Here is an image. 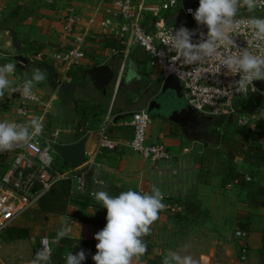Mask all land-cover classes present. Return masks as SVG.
I'll list each match as a JSON object with an SVG mask.
<instances>
[{
    "label": "crops",
    "instance_id": "1",
    "mask_svg": "<svg viewBox=\"0 0 264 264\" xmlns=\"http://www.w3.org/2000/svg\"><path fill=\"white\" fill-rule=\"evenodd\" d=\"M138 1L155 5L161 0ZM24 2L32 20L30 41L33 47H30L37 49L38 56L43 58L32 60L27 57L28 63L23 64V68L26 73L28 70L30 77L33 68L47 73V79L35 84L33 88L40 99L49 105L47 130L59 132L58 143L70 144L79 141L82 138L81 130L89 125L91 135L86 142V150H91L96 144L101 125L108 119L112 120L109 133L121 146L115 151H104L98 156V162L102 165L101 175L110 185L108 194L115 196L128 190L150 192L155 185L163 193V200L166 199L170 204L177 200L178 211L168 210V215L164 216L170 225L169 230L154 222L150 235L143 239L146 241L150 237L157 244H154V249L147 257L142 256L139 261L133 260V264H161L163 256L169 251H176L181 256L190 255L197 264H264V207L261 205L264 202V152L259 163L252 159L246 161L236 140H227L223 145L218 142L215 134H212L213 131H220L229 120L236 123V119L212 118L194 110L193 115L198 117L197 119H210L212 125L205 130L206 135H202L197 122L189 119L190 115L183 120L184 123L193 125L192 128L198 130L196 135L186 137L178 126L180 122L163 120L162 116L152 112L154 117L151 120L156 122L153 128L150 124L148 143L163 144L175 156L182 154L184 149L191 152L189 156L184 157V164L187 166L186 169L181 168L178 178L153 172L151 164L135 154L127 144L133 137L132 113L143 109H148L150 113V103L162 88L164 79L160 69L153 67L150 56L134 45L128 37L121 36L125 41L122 43L118 37L107 34L101 28L100 22L104 18L106 7L101 0H58L55 5H49L45 0ZM72 7L78 12L80 21L75 32L68 35L65 31V20L68 10ZM174 13H164L161 20L167 25L184 20L178 19ZM168 15L174 16L171 18ZM152 21L155 19L146 18L145 25L149 31L153 30ZM79 37L84 41L82 49L85 56L77 65L70 66L53 59L52 54L61 45L71 48ZM109 39H117L119 45L113 49ZM143 58L148 62L147 72H141L142 69L139 68L143 66ZM130 67L137 75L141 74V78L145 77L144 73H154V82L147 86L142 85L143 87L137 86L135 89L134 86L132 89L125 86L130 93L135 94V99H132L135 105L124 102L112 109V100L109 101L110 88L113 85L116 90L118 86L120 89L124 85L123 80L129 79ZM96 69L104 71L102 87L90 74ZM21 78L16 72L9 77L13 86L24 80ZM258 94L262 93L258 91ZM18 105L19 102L13 94L6 95L0 100V120L15 119ZM258 114L263 129L259 128L257 115H248L256 126V132L239 127L237 123L236 125L255 134L253 144H260L264 151V115ZM240 148L245 150L246 146ZM229 150L233 152V164L237 171L245 177L241 183L227 181L221 184L220 179L223 180L224 177L222 174L226 173ZM237 150L241 158L236 157ZM11 160L12 157L0 160V176L7 171ZM62 163L65 162L62 160ZM63 165L61 164L62 168ZM217 170L222 173L216 174ZM84 197L85 199H73L68 205L66 214L73 215L77 220L68 226L71 228L68 237L93 240L95 234L106 226L107 209L102 208L101 203L94 199ZM166 200L162 202L164 207ZM185 200L189 202V207L186 206ZM52 216L58 217L59 220L63 215ZM240 225H246L248 228L249 254L246 261L241 260L240 241L235 236V231L240 229Z\"/></svg>",
    "mask_w": 264,
    "mask_h": 264
},
{
    "label": "built area",
    "instance_id": "2",
    "mask_svg": "<svg viewBox=\"0 0 264 264\" xmlns=\"http://www.w3.org/2000/svg\"><path fill=\"white\" fill-rule=\"evenodd\" d=\"M45 1L49 5H55L58 2V0ZM101 1L106 6L104 18L100 22L101 28L107 34L118 37L122 43L125 41L121 36L128 37L134 45L140 47L150 56L151 65L160 69L164 80L171 76L178 79L183 86V97L190 108L199 114L212 118L234 117L239 127L256 132L257 129L253 121L248 115L239 113L235 103L239 98L248 96L254 91L258 92L255 86L258 81L253 82L254 87L249 86L246 94L226 92L225 89L235 80H238L239 75H226L227 70L223 67L219 73H216L215 64L218 63L217 60H205L192 65H185L180 69L179 75L169 70L170 58L175 53L170 52L161 43L160 33L171 28L174 34L175 30L183 26L195 33L192 37V43L199 41L201 33L206 37L208 30L205 25H198L194 18L188 21V17L192 15L188 9L195 12L193 8L185 7L183 0H175V3H173V0H161L159 4L155 5H147L145 1L139 2L138 0ZM179 8L183 21L167 25L161 20L164 13H174ZM252 15L264 16V9H257L255 12L250 13L245 8H241L237 18L247 19ZM148 17L155 19L154 22L152 21V31H149L145 25ZM79 21L80 16L76 9L70 8L65 20V31L68 35L75 32ZM245 38L242 35L233 37L238 48L247 47ZM83 42V38L79 37L76 39V44L71 48H65L64 45H61L52 54L53 59L70 66L77 65L85 56L82 49ZM154 48L156 53H163V55L152 54ZM232 50L235 51V49ZM175 63L179 67L180 62ZM23 81L18 82L15 86L21 85ZM33 92L34 98L32 99L22 97L19 92L13 93L19 102L16 109V118L0 120L27 124L32 119H38L43 125L42 133L36 136L28 145L0 153V160H7L12 157L7 171L0 176V236L11 228L19 217L36 208L39 200L60 180L71 179L73 182L72 196H87L94 199L91 196L94 191L108 193L110 185L101 175L102 165L97 162V158L104 151H115L121 146V143L113 139L109 133L112 120L108 119L107 122L101 125L97 133L95 146L91 150H86V163L78 169L81 170L80 173L57 170L54 165V156L58 154L53 146L58 143L59 132H49L47 130L49 105L40 99L34 89ZM150 123L151 118L148 109L132 113L133 137L128 142L127 147L148 161L153 172L169 174L174 178H178L181 168L182 170L186 169L187 165L184 164L186 163L184 157L189 156L190 150L184 149L182 154L175 156L163 144L148 143ZM90 133L89 125L81 130L82 137H89ZM18 173L21 175L18 176ZM96 181H102V183H96ZM63 216V223H74L69 214ZM235 236L240 241L241 260L246 261L249 254L248 232L237 229ZM52 250H54L53 247ZM81 250H84L86 254L85 260L93 261L92 257L97 251L80 244L76 247L75 254Z\"/></svg>",
    "mask_w": 264,
    "mask_h": 264
},
{
    "label": "clouds",
    "instance_id": "3",
    "mask_svg": "<svg viewBox=\"0 0 264 264\" xmlns=\"http://www.w3.org/2000/svg\"><path fill=\"white\" fill-rule=\"evenodd\" d=\"M241 8L253 13L257 9H264V0H199V7L195 12L188 9L197 24L205 25L208 30L206 37L203 33L200 34L197 43L191 42L195 33L183 26L175 30L174 34L171 28L160 33L161 43L175 53L170 58L169 70L179 75L180 69L185 65L217 60L216 73L223 67L227 70L226 75H239V79L225 89L229 93L246 94L249 86L254 87V81H264V16L252 15L247 19H239L237 17ZM238 35L246 37L247 47H237L233 37ZM152 54L163 55L156 53L155 48ZM177 61L180 62L179 67L175 63ZM15 69L14 62L0 65V100L5 95L10 96L16 92L24 98H34L33 88L35 84L47 79L46 71L33 68L30 78L24 79L19 86H13L9 77L14 74ZM133 77L139 78L130 67L129 80ZM42 131L43 125L38 119H32L27 124L0 121V153L28 145ZM91 196L101 203L102 208L107 209L106 226L94 236L98 241L97 252L92 257L95 264H133V260L139 261L147 251V243L143 237L150 235L151 225L164 208L161 190L153 185L150 192L128 190L110 196L105 191H94ZM70 232V227L63 226L51 241L47 236L43 237L41 247L30 264H51V244L59 243ZM85 259L84 250L76 254L69 252L65 257V264H82ZM161 264L197 262L190 255L181 256L176 251H169L163 256Z\"/></svg>",
    "mask_w": 264,
    "mask_h": 264
},
{
    "label": "rangeland",
    "instance_id": "4",
    "mask_svg": "<svg viewBox=\"0 0 264 264\" xmlns=\"http://www.w3.org/2000/svg\"><path fill=\"white\" fill-rule=\"evenodd\" d=\"M24 1L25 0H0V65L9 62H14L16 64V69H15L16 75L21 76L22 77L21 79L30 78V75H28V70L27 73L24 71L23 63L17 60L18 56L23 55L26 57H31L32 60H37L38 57H40L38 56L39 53L38 50L32 48L33 44L30 41L31 40L30 28L32 25V20L30 19L31 14L26 5V2ZM177 10L178 11H176L174 15L177 16L178 19L183 20V16L181 14L180 8ZM174 15H168V16H171L172 18ZM172 22H175V20H172ZM31 45L32 47H30ZM147 63H148L147 60L143 58V66L139 67L140 69H142L141 72L146 71ZM19 73H21V75ZM149 74L151 76L149 77L146 76ZM149 74L144 73L145 77L143 78H141L142 77L141 74H138L139 77L138 79L135 77L130 80L124 79L123 80L124 85L120 89L118 86L115 90L114 86L112 85L109 94V101L112 100L111 103L112 109L124 102H128L131 104V106H134L135 102L132 99H135L134 98L135 94L130 93L127 87L125 86H128L129 89H132L134 86L133 89H135L137 88V86L150 85L151 83L154 82L152 80L154 77V73L152 74V72H150ZM142 80L145 82L143 83ZM104 89H106V86H104ZM160 94H162V88L159 90L158 95ZM251 94L256 98L258 97L257 91H254ZM160 104L165 109V115L169 116L174 111V109L182 107L183 105L187 106V101L185 100L184 97H182L181 99L174 98V93L168 91L166 92V95L163 98H161ZM249 113L251 115H257L256 117L257 119H259L258 123L260 122L259 128L263 129L262 121H260V117H259L260 115L258 114L259 112L257 111L256 107L251 108V110H249ZM149 114L151 116V119H153L154 114H152V112H150ZM155 122H156L155 120H151L150 124L152 128L155 126ZM176 130L177 132L180 133V131L177 128ZM212 134H215L216 138H218L217 139L218 142L221 144H223L227 140H228L227 142L236 140V142H238L239 151H242L240 147L246 146V148H248L249 147L248 144H253L256 137L255 134L248 132L246 129L238 128L233 120H229L227 124L223 126L222 129H220V131H216V132L213 131ZM236 157L241 158V154H238V150ZM54 158H55L54 165L57 170L62 172L70 171L67 168L63 169L61 167V164L63 163L58 155H55ZM98 161L99 158H97V162ZM220 173H222L221 170H217L216 174H220ZM222 175H224L225 177V174ZM223 180L220 179L221 184L224 183ZM165 200H162V202ZM178 209H179V205L177 203L170 204L166 200V207H164L163 211L159 214V218L155 221V223L158 222L156 223V225L158 226L162 225V227L165 230H169L170 225L167 223V220L164 219V216L168 215L167 212L168 210L178 211ZM52 215L53 214L48 215L43 213L40 210V207L37 206L36 208L27 211L25 214L19 217L13 223L12 228L13 227L24 228L28 230L29 235L28 237L23 239L9 240L6 238V235L3 236L4 234H2L0 236V264H30L31 260L34 258L36 251L41 247L40 241L43 237L47 236L50 240H52L56 236L57 231L61 227L66 225L67 226L71 225L70 223L69 224L63 223L64 216H62V219L58 220V217ZM69 215L74 220V222L77 221L73 215L71 214ZM146 242L150 244L152 249H154L153 248L154 244L155 245L157 244V242H153L150 237H148ZM51 245L54 248V250H56L59 243H52ZM150 248L149 251L151 252L152 249ZM64 263H65V258H63L60 261V264H64ZM92 264H95V262L93 261Z\"/></svg>",
    "mask_w": 264,
    "mask_h": 264
},
{
    "label": "trees",
    "instance_id": "5",
    "mask_svg": "<svg viewBox=\"0 0 264 264\" xmlns=\"http://www.w3.org/2000/svg\"><path fill=\"white\" fill-rule=\"evenodd\" d=\"M110 44L115 49L119 44L117 39H109ZM258 97L252 96V94L239 98L235 106L239 113L245 114V115H251L249 113V110L251 108L257 109V111L264 115V95L258 94ZM83 136V134H82ZM243 149V148H242ZM253 152V154H252ZM263 150L261 148L260 144H252L245 150H242V153L245 155L246 161L248 160H255L258 163L263 158ZM229 157H228V163L226 162V173L224 177V183H227V181H238L241 183L242 180H245L243 176L237 171V167L233 164V152L228 151ZM257 159V160H256ZM264 161V159H263ZM63 168H67L68 170H71L66 163H63ZM62 172V171H61ZM21 174L18 173V176ZM247 179V178H246ZM72 189H73V182L71 179H63L58 181L54 187L46 193L38 202V207H40V210L45 214H56V215H65L68 209V205L71 200L73 199H85L84 196H72ZM88 198V197H87ZM95 200V199H94ZM177 200H173L172 204H176ZM186 206L189 205V202L185 200ZM264 207V202L261 204ZM189 207V206H188ZM240 230L248 232V228L246 225H240ZM3 236L6 235V238L9 240H17V239H23L28 237L29 233L28 230L24 228H9L4 233ZM1 234V235H2ZM98 243L97 240H84V239H77V238H70L66 237L59 241V245L56 250H53L52 252V259L51 264H60V261L66 257V255L71 252L72 254H75L76 247L80 244L86 245L88 248L93 249L97 251L96 244ZM147 243V242H146ZM150 244L147 243V251L143 255V257H147L150 253L149 248ZM152 249V247L150 248ZM93 261H82V264H92ZM65 264V263H64Z\"/></svg>",
    "mask_w": 264,
    "mask_h": 264
},
{
    "label": "water",
    "instance_id": "6",
    "mask_svg": "<svg viewBox=\"0 0 264 264\" xmlns=\"http://www.w3.org/2000/svg\"><path fill=\"white\" fill-rule=\"evenodd\" d=\"M183 3L185 7L193 8L194 11L199 7V0H183ZM193 18L194 16L191 15L188 17V20L191 21ZM17 60L23 64L28 63V58L23 55L18 56ZM90 74L96 80L98 85L102 87L104 71L102 70L99 71L96 69ZM255 86L260 93L264 94V81L256 82ZM168 91L174 93V98L176 99H181L183 97V87L180 81L175 77L172 76L168 77L165 80H163L162 94L158 95L150 103L149 110L151 112L155 111L157 114L162 116L163 120L164 119L167 120L168 118V120L175 122H180V120H184L193 113H195L192 108L183 105L182 107H179L176 110H174L169 116H166L165 109L160 104V100L166 95V92ZM87 140L88 137L85 136L75 143H70V144L55 143L53 147L55 152L67 164V166L71 170L77 171L86 163L85 152H86Z\"/></svg>",
    "mask_w": 264,
    "mask_h": 264
},
{
    "label": "flooded vegetation",
    "instance_id": "7",
    "mask_svg": "<svg viewBox=\"0 0 264 264\" xmlns=\"http://www.w3.org/2000/svg\"><path fill=\"white\" fill-rule=\"evenodd\" d=\"M197 118L198 117H196L195 115L192 114L189 119H191L194 122H197V124L199 125L198 126L199 130L202 132V133L200 132V134L204 135L205 130H207V129H209V127H211V125H212L211 121H210V119L209 120L208 119H204V121H203V120H199ZM167 120H168V118H167ZM195 125H196V123H195ZM178 126H179L181 132H183L186 137H190V135H196L195 132H196V130H198V128H192L193 125L192 126L186 125V123H184L183 120H182V122L180 121V124ZM205 135H206V133H205Z\"/></svg>",
    "mask_w": 264,
    "mask_h": 264
}]
</instances>
